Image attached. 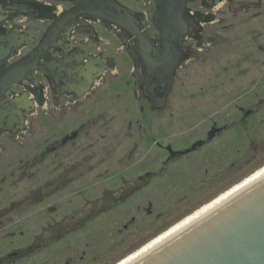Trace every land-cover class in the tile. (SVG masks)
Here are the masks:
<instances>
[{
	"label": "rangeland",
	"instance_id": "1",
	"mask_svg": "<svg viewBox=\"0 0 264 264\" xmlns=\"http://www.w3.org/2000/svg\"><path fill=\"white\" fill-rule=\"evenodd\" d=\"M213 13L160 118H146L144 102L118 86L121 98L88 101L84 118L73 120L100 115L90 138L58 153L88 163L38 159L44 118L32 149L0 152V264H117L264 168V3L236 0ZM213 121L224 130L207 140ZM154 135L178 150L206 144L157 173L168 151ZM147 171L152 177L140 182Z\"/></svg>",
	"mask_w": 264,
	"mask_h": 264
},
{
	"label": "flooded vegetation",
	"instance_id": "2",
	"mask_svg": "<svg viewBox=\"0 0 264 264\" xmlns=\"http://www.w3.org/2000/svg\"><path fill=\"white\" fill-rule=\"evenodd\" d=\"M235 1L184 0L178 26L173 29L159 28L155 23L156 13L164 6L165 0H0V37L17 29L39 44L57 31L54 39L47 41L43 60L27 59L32 71L20 78V86L14 88V94L7 96V90L0 94V152L14 144L32 149L31 144L36 145L37 122L44 118L49 129L44 138V150L38 159L47 160L55 154L52 159L55 165H82L88 157L84 161L76 158L70 162L58 157V153L68 145H76L84 135L89 139L101 117L97 113L91 116L93 119L79 125H75L73 120L84 118V107L88 101L95 102L106 93H111L114 100L117 96L121 98L123 93L117 92L118 86L125 88L126 97L133 96L144 102L140 105V112L146 118L151 121L160 118L173 91L179 68L193 57V40L199 38V43H202L205 25L215 17V8L232 5ZM249 2L261 6L264 0ZM179 35H182L181 53L169 85L166 78L149 73L147 65L165 55L167 47ZM28 51L2 61L0 73L27 55ZM144 52L145 56L142 55ZM127 71L128 77L124 75ZM213 129L216 132L210 137ZM223 130V126L213 121L207 140L214 139ZM114 137L118 138L117 135ZM27 139L31 140L28 145ZM153 140L161 149L168 151V157L161 159L157 173L164 168L165 162L206 144L205 139H199L197 141L201 144L195 149L192 145L197 141L185 150H178L170 143H162L160 136L154 135ZM128 154L123 158L128 159ZM38 159L33 157L32 163ZM150 177L152 172L147 171L138 179L144 182ZM14 255L16 253H10V257Z\"/></svg>",
	"mask_w": 264,
	"mask_h": 264
},
{
	"label": "water",
	"instance_id": "3",
	"mask_svg": "<svg viewBox=\"0 0 264 264\" xmlns=\"http://www.w3.org/2000/svg\"><path fill=\"white\" fill-rule=\"evenodd\" d=\"M183 2L165 0L164 6L156 13V25L177 28ZM56 33L39 44L17 29L0 37V63L29 50L27 55L0 73V94L5 90L7 96L14 94V88L20 86V78L32 71L27 59L43 60L47 41L53 40ZM181 40L182 35L174 37L175 42L167 47L165 55L147 65L149 73L166 78L169 85L179 61ZM142 55L145 56V52ZM215 132L214 129L210 131V137ZM200 144L201 141H197L192 149ZM125 264H264V173Z\"/></svg>",
	"mask_w": 264,
	"mask_h": 264
},
{
	"label": "bare ground",
	"instance_id": "4",
	"mask_svg": "<svg viewBox=\"0 0 264 264\" xmlns=\"http://www.w3.org/2000/svg\"><path fill=\"white\" fill-rule=\"evenodd\" d=\"M262 173H264V168L261 169L260 171H258L256 174H254L253 176L249 177L247 180H245L244 182H241L240 184L234 186L233 189H231L230 191H228L227 193L221 195L218 199L212 201L211 203L207 204L205 207H203L202 209L197 210L194 214L188 216L185 220H183L182 222L178 223L177 225L171 227L170 229H168L166 232L162 233L158 238H156L155 240H153L152 242L144 245L141 249H139L138 251H136V253L117 263V264H125L128 261H130L132 258H134L135 256H137L138 254H140L141 252H143L144 250H146L147 248H149L150 246H152L153 244H155L156 242H158L159 240H161L162 238L166 237L167 235H169L170 233H172L173 231H175L176 229H178L179 227H181L182 225H184L185 223L189 222L190 220H192L193 218H195L196 216H198L199 214H201L202 212H204L205 210H207L208 208H210L211 206L215 205L216 203H218L219 201H221L222 199H224L225 197H227L228 195H230L231 193H233L234 191L238 190L239 188H241L242 186H244L245 184H247L248 182H250L251 180H253L254 178H256L257 176L261 175Z\"/></svg>",
	"mask_w": 264,
	"mask_h": 264
}]
</instances>
